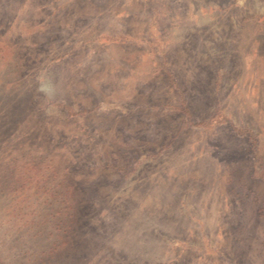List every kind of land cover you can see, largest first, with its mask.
Segmentation results:
<instances>
[{"label": "rangeland", "instance_id": "374dc122", "mask_svg": "<svg viewBox=\"0 0 264 264\" xmlns=\"http://www.w3.org/2000/svg\"><path fill=\"white\" fill-rule=\"evenodd\" d=\"M0 264H264V0H0Z\"/></svg>", "mask_w": 264, "mask_h": 264}]
</instances>
